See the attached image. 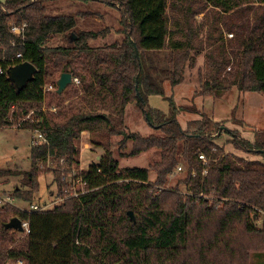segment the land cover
<instances>
[{
	"label": "trees",
	"instance_id": "1",
	"mask_svg": "<svg viewBox=\"0 0 264 264\" xmlns=\"http://www.w3.org/2000/svg\"><path fill=\"white\" fill-rule=\"evenodd\" d=\"M53 1L0 2V129L18 125L46 140H33L30 170L0 171V177L21 176L23 185L14 188L11 200L30 205L23 209L0 201V264H249L252 255L263 258L264 132L246 141L224 130L229 137L219 145L224 122H214L191 106L180 110L199 117L188 121L185 131L174 115L153 126L143 93L161 91L143 73L148 18L141 8L134 0H66L69 6L85 8L102 4L118 14V28L94 31L76 24L94 16L88 8L52 16L58 9L48 8ZM11 23L25 25L22 38L10 33ZM162 29L172 86L182 82L201 57L197 95L217 98L232 88L264 93V0H167ZM111 33L120 39L90 44ZM24 62L36 72L17 89L7 73ZM63 73L78 79L79 85L71 83L59 95L56 82ZM48 86L52 90L47 91ZM131 104L159 134L126 132L124 116ZM81 133L90 135L88 148L102 150L80 172L85 192L69 197L63 174L52 170L55 197L62 201L51 209L31 210L39 188L35 177L48 157L79 168ZM114 136H123L122 147L131 142L130 156L158 150L159 158L151 165L157 192L148 169L119 168L109 149ZM226 145L255 158L227 154ZM200 154L207 158L206 165ZM180 163L184 178L174 190L163 189ZM15 217L27 224L28 233L4 228Z\"/></svg>",
	"mask_w": 264,
	"mask_h": 264
},
{
	"label": "rangeland",
	"instance_id": "2",
	"mask_svg": "<svg viewBox=\"0 0 264 264\" xmlns=\"http://www.w3.org/2000/svg\"><path fill=\"white\" fill-rule=\"evenodd\" d=\"M0 2H4V0H0ZM134 2L141 8L142 16H147L148 18L145 26L148 40L144 43L147 69L145 70V65H143V73L147 77L150 76L161 91L160 94L143 93L146 99V110L149 113L151 124L156 126L160 121L167 120L174 115L181 130L185 131L188 121L198 119V113H205L214 122H224V126L220 130L222 134L216 140V143L219 145H222L228 139L227 137H229L224 130L229 132L235 131L246 141H252L255 133L264 132V93H242L232 88L217 98L197 95L199 84L196 78V69L202 65L201 57L197 58L195 69L187 71L184 80L172 86L166 76L169 52L162 48V18L166 13L167 0H134ZM69 4V1L66 0H55L48 3L49 9L53 5L54 7L51 9L54 8L56 10L60 8L59 10L57 9L51 12L50 15L56 16L61 13L76 12L88 8V11L93 12L94 16L78 19L76 24L80 29L98 31L107 26L113 27L114 29L118 28V14L102 4L89 3L86 8L78 3L70 6ZM227 35L225 34L226 37ZM116 39H120V35L111 33L103 38L91 41L90 44L92 46H100L105 43H112ZM183 106H191L198 113L181 111L180 108ZM52 112L55 111L53 110ZM28 116H30V113ZM21 120L22 119H19L18 122ZM17 126L14 125L9 128L0 129V171L15 173L19 171L22 173L30 170V151L31 144H33L34 140V134L30 130L20 129L17 128ZM124 128L128 134L139 133L143 136L159 134V131L151 127L144 119L143 112L140 111L135 104L126 107ZM89 136V134H85L79 140V168L73 166L68 168L63 159L59 160L58 164H56V162L49 159V157L45 165L39 166L40 171L35 177L39 188L34 195L32 206L34 205L40 208L54 201L56 184L53 182L52 170L61 172L63 174L62 176H65V178L70 181V174H76L78 170L88 168V166L96 160L97 155L100 154L102 150L99 148H88L90 147L88 141ZM122 140L123 136H114L111 137L109 142V149L112 151L113 157L117 159L119 168L148 169L149 183L154 188V191L157 192L158 189L152 185L155 181V174L151 165L159 158L158 150L150 149L135 156H130L129 153L132 144L130 141H126L122 147ZM84 144H86L87 147ZM225 151L227 154H233L246 160L255 158L251 155L234 151L229 145L225 146ZM178 165L181 168V172L177 170V167L176 171L167 177V182L163 186V189L174 190L179 181L184 178L182 163ZM20 180L21 176L0 177V201L3 203H8V201H10L19 208L29 209V203L11 200L14 188L22 187L23 185ZM179 191L181 193L183 192L182 187L179 188ZM6 199L9 200L6 201ZM51 208L52 206L48 209ZM129 212H132L135 220L133 211ZM263 219L264 217L262 220ZM257 223L258 226L261 225L260 222ZM18 237L19 235L16 234L15 240H18ZM5 264L12 263L6 262ZM249 264H264V257L260 258V255H252Z\"/></svg>",
	"mask_w": 264,
	"mask_h": 264
},
{
	"label": "built area",
	"instance_id": "3",
	"mask_svg": "<svg viewBox=\"0 0 264 264\" xmlns=\"http://www.w3.org/2000/svg\"><path fill=\"white\" fill-rule=\"evenodd\" d=\"M24 26L25 25H22V26H16L14 24H10L9 25V31L12 35L14 36H17V37H23V30H24ZM227 37L231 38L232 35L228 34ZM11 45L14 46V41L11 42ZM17 57H20V54H17L16 55ZM2 73V70L0 69V74ZM72 83H74L75 85H79V81L78 79L76 78H72ZM47 91H50L52 90V87L51 86H48L46 88ZM29 116H26V118H23L20 122H22L24 119H27ZM19 122V123H20ZM34 143H38V142H41V143H45L46 140H45V137L43 134L39 133L38 131H35L34 133ZM85 133H81V137L84 135ZM86 145V144H84ZM87 147V145H86ZM199 160L203 163V165H206L207 163V158L205 157V155L203 154H200L199 155ZM82 169V168H80ZM178 171L181 170L180 167L177 168ZM80 172L81 170H78L76 174H70L71 175V179L70 181H68L65 176H62V182H64L67 187L70 189V191L68 192V196L69 197H73V198H77L78 196L82 195L85 190H84V187H85V182L81 179V176H80ZM206 173V170L204 169L203 172H202V175H204ZM9 199H6V201H8ZM62 201V198H56L54 197V201L51 203V204H48V205H44L40 208H38L37 206H32L31 207V210H45V209H48L49 207L53 206V205H56L58 203H60ZM22 227H23V230L25 231V233H28V229H27V224L26 223H22Z\"/></svg>",
	"mask_w": 264,
	"mask_h": 264
},
{
	"label": "water",
	"instance_id": "4",
	"mask_svg": "<svg viewBox=\"0 0 264 264\" xmlns=\"http://www.w3.org/2000/svg\"><path fill=\"white\" fill-rule=\"evenodd\" d=\"M135 54L137 56V51L135 49ZM36 72V68L28 62L18 64L9 69L7 76L8 79L14 84L17 89L22 88L25 84L32 78L33 74ZM72 77L68 73H63L60 75L56 82V93L62 94L67 86L71 85ZM139 96V94L137 93ZM140 98V97H139ZM128 216L132 222H135L132 212H128ZM6 230H15L19 233L23 232L22 223L18 218H12L7 223L4 224Z\"/></svg>",
	"mask_w": 264,
	"mask_h": 264
}]
</instances>
